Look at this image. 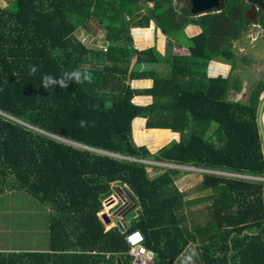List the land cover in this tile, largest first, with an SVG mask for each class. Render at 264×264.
I'll return each mask as SVG.
<instances>
[{
	"label": "trees",
	"instance_id": "trees-1",
	"mask_svg": "<svg viewBox=\"0 0 264 264\" xmlns=\"http://www.w3.org/2000/svg\"><path fill=\"white\" fill-rule=\"evenodd\" d=\"M248 10L246 0H227L221 13L204 17L175 0H9L0 7V204L26 201L25 194L48 215V245L0 249V264H132L126 236L134 231L155 252L154 264H176L192 244L200 264H264V77L251 83L245 102L236 99L243 81L237 63L247 57L233 42L254 24ZM151 23L168 48L187 46L192 56L137 49L132 30ZM256 23L264 30V17ZM190 26L202 33L187 39ZM99 32L105 49L90 46ZM150 34L136 31V38ZM133 56L136 65H171L169 73L154 72L145 92L150 106L133 103ZM214 58L232 64L228 76L208 75ZM29 65L38 67L35 76ZM74 68L91 71L94 82L41 85L43 74ZM136 118L179 139L156 152L138 146ZM81 119L96 126L81 129ZM161 163L201 170L198 189L207 196L186 201L176 183L190 171L163 170ZM149 169L162 173L150 177ZM115 197L125 231L119 223L108 230L102 216ZM200 202L207 204L190 207ZM25 220L20 215L15 223Z\"/></svg>",
	"mask_w": 264,
	"mask_h": 264
},
{
	"label": "rangeland",
	"instance_id": "rangeland-1",
	"mask_svg": "<svg viewBox=\"0 0 264 264\" xmlns=\"http://www.w3.org/2000/svg\"><path fill=\"white\" fill-rule=\"evenodd\" d=\"M8 5H9V0H0V7L4 8V7H8ZM151 6L152 5H150L149 7L151 8ZM248 13L249 12H247L246 17ZM263 17H261L259 20H261ZM256 25L257 27H254L253 24H251L249 31L242 35L241 40L233 42L234 43L233 48L237 52L238 56L247 57V63H243V64L237 63V67H236V72H239L241 78L243 79L242 91L239 94H236V99L242 100L243 102L246 101L245 93L247 92L248 87L251 86V83H256V81L264 77V30L259 24ZM81 36L84 41L88 39V37H85V34L83 32L79 34V37ZM104 38L105 37L103 32L102 33L99 32L98 36H96L95 39L90 41V46L93 47L96 45L100 49H105V47L107 48V45H105L104 43L105 41ZM87 42L88 41H86V43ZM214 60L216 61H211V65L220 61L219 58H214ZM223 64L225 65V63ZM231 65H232L231 63L230 65H227L228 68ZM230 69L231 67L229 68V71ZM160 166L164 168L163 170H165L166 168L167 169L172 168V169H181V170L190 171L188 172L189 173L188 176H186L188 180L187 183L180 185L181 182L184 181V179L177 183L178 186L180 185L179 191L187 195L185 200L193 201L196 199L205 198L207 196L206 193L200 192L198 189V186L201 184V181L203 180V175L201 170L190 167L179 168L178 166L175 165H168L162 163L160 164ZM149 172H150V177H155L156 175L162 173L161 170L155 171L153 169H149ZM181 173H185V171H181ZM21 196H23L27 200L21 201L18 199L16 200V198H10V199H5V201L2 202V204H0V217H1L0 226L4 225V227L0 228V249L17 250V249L28 248L29 246H30L29 248H44L48 245V237H47L48 215L46 212L47 208L41 206L39 203L34 201L30 196H27L25 194ZM115 200L117 203L114 204V206H112L108 210L106 208L103 214H107L108 216L110 215L113 221L114 220L119 221L122 217L120 213V211H122V204H121V199H119L118 197H115ZM205 204H207V202H200L195 205H191L190 207L195 209L202 207ZM8 206L11 207V210L7 209ZM20 215H23L25 218L28 219L23 221V222H28L27 226L23 225V227L21 228V230L24 231H19L18 228H16L15 222L17 219H19ZM34 219L37 220L36 225L33 224L35 223ZM111 224H107V226L109 227V225L111 226ZM110 228L111 227H109V229ZM29 231H32L33 233H29Z\"/></svg>",
	"mask_w": 264,
	"mask_h": 264
},
{
	"label": "crops",
	"instance_id": "crops-1",
	"mask_svg": "<svg viewBox=\"0 0 264 264\" xmlns=\"http://www.w3.org/2000/svg\"><path fill=\"white\" fill-rule=\"evenodd\" d=\"M136 31H149L151 32L149 38H145L142 40V42H139L136 38ZM202 33V30L199 27L196 26H190L185 30V35L187 39H192L197 36H199ZM132 38L134 42V46L139 49V50H145V49H152L156 48L159 53L162 55H166L169 57H173L171 53V48L173 44L168 48V42L166 40V37L162 34L160 30H158L155 26L154 23H151L150 27L148 29H133L132 30ZM105 43V41H104ZM147 44V47H142V45ZM106 48V47H105ZM137 67V69H136ZM231 66H229L230 68ZM229 68L228 66L223 63L217 62L213 65L208 64L206 66V72L208 73L209 76H228L229 74ZM171 70V65L168 61V59L163 60L158 63H141V64H135V71L136 74L133 79H131L130 84L132 86V89L135 90V97L133 99V103L139 106H150L153 103V98L152 96L146 95V91L150 90L151 87L154 84V72L161 73V74H166L169 73ZM231 70V69H230ZM218 73V74H217ZM146 122L147 119L145 118H136L133 122V138L135 143L138 146H146L148 147L152 152H156L162 147L166 146L173 140H178L179 135L176 133H173L170 130H164V129H147L146 128ZM163 142V144H158L159 141ZM186 179V180H185ZM184 181L181 182L180 185H183L187 183V177H185ZM178 183V182H177ZM176 183V186L178 189L180 188L178 184ZM187 201V200H186ZM107 202L106 207L107 209H110L116 202L114 200L108 204ZM194 209V208H193ZM188 212V211H187ZM109 213V212H108ZM120 218V217H119ZM121 220V219H120ZM119 220V221H120ZM1 221V217H0ZM119 221H113L112 219V224L109 227H114L118 225ZM28 222H26L24 225L27 226ZM35 225V224H34ZM11 226V225H10ZM38 226V225H37ZM23 225L21 223H16V228H18L19 231H24L21 230ZM108 227V230H109ZM2 228V225L0 226ZM13 228V227H12ZM30 247V246H29ZM28 249H36V248H29ZM196 245L192 244L189 247V252L190 251H195L196 252V257H195V263L200 264L199 261L197 260L199 258L198 255V250L196 249ZM25 249V248H24ZM183 258H180L176 264H180ZM197 260V262H196Z\"/></svg>",
	"mask_w": 264,
	"mask_h": 264
},
{
	"label": "clouds",
	"instance_id": "clouds-1",
	"mask_svg": "<svg viewBox=\"0 0 264 264\" xmlns=\"http://www.w3.org/2000/svg\"><path fill=\"white\" fill-rule=\"evenodd\" d=\"M29 75L35 76L36 73L39 71L38 67L36 65H29ZM94 82V76L91 73V71L87 69H81V68H74L71 70H63L59 76H53L52 74L45 73L41 77V85L46 90H52L55 87L59 86L62 89H66L69 87L71 83L75 84H91ZM90 108L93 111H99L100 105L92 104L90 105ZM96 122L95 121H88L81 119L79 121V127L81 129L87 130L89 127H95ZM183 259L181 261V264H195V257L196 252L193 251H187L185 250L184 253L181 254Z\"/></svg>",
	"mask_w": 264,
	"mask_h": 264
},
{
	"label": "water",
	"instance_id": "water-1",
	"mask_svg": "<svg viewBox=\"0 0 264 264\" xmlns=\"http://www.w3.org/2000/svg\"><path fill=\"white\" fill-rule=\"evenodd\" d=\"M226 2L227 0H188L179 3V7H185L188 5L191 9V14L194 17L199 16H206L209 14H219L221 13L224 8H226ZM247 3L253 5V9L248 13L247 19L251 22L255 21V14L257 13V10L255 9L256 6H259L260 8L264 7V0H247ZM137 57L133 56L130 64V72L135 66ZM262 110H264V100L262 102V105L260 106L259 111V126L261 129L262 136L264 137V131H262ZM103 218L106 220L107 224H111L112 220L109 218L107 214H102ZM123 220L121 219L119 221L120 226H122ZM123 230L125 231L126 228L122 226ZM118 264H125L121 258L118 259Z\"/></svg>",
	"mask_w": 264,
	"mask_h": 264
},
{
	"label": "built area",
	"instance_id": "built-area-1",
	"mask_svg": "<svg viewBox=\"0 0 264 264\" xmlns=\"http://www.w3.org/2000/svg\"><path fill=\"white\" fill-rule=\"evenodd\" d=\"M177 1L181 3L188 0H175V4L177 3ZM150 5H152V8L153 4H149V6ZM253 26L257 27L255 25ZM171 53L173 56L181 58H190L192 56L191 50L187 46H181L176 44H173L171 48ZM109 218L112 219L110 215L108 216V219ZM126 241L130 248L128 254L132 257V264H154L156 254L153 250L148 249L144 245L145 238L140 231H134L129 233L126 236Z\"/></svg>",
	"mask_w": 264,
	"mask_h": 264
},
{
	"label": "flooded vegetation",
	"instance_id": "flooded-vegetation-1",
	"mask_svg": "<svg viewBox=\"0 0 264 264\" xmlns=\"http://www.w3.org/2000/svg\"><path fill=\"white\" fill-rule=\"evenodd\" d=\"M246 3H247V0H246ZM247 5L249 6V10L248 12H250L254 7L253 5L247 3ZM255 9L257 10V13L255 14V21L254 22H251V23H254L253 25L257 26L256 22H260L261 20H259L261 17H263L264 15V7L260 8L259 6H256Z\"/></svg>",
	"mask_w": 264,
	"mask_h": 264
}]
</instances>
